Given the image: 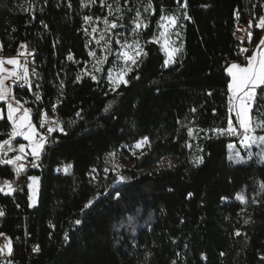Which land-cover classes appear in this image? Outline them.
I'll use <instances>...</instances> for the list:
<instances>
[{
    "label": "trees",
    "instance_id": "trees-1",
    "mask_svg": "<svg viewBox=\"0 0 264 264\" xmlns=\"http://www.w3.org/2000/svg\"><path fill=\"white\" fill-rule=\"evenodd\" d=\"M140 1H118L123 20L117 22L124 26L113 29L111 57L97 83L83 74L91 61L85 29L96 17L116 20L121 12L109 15L101 0H0L3 54L13 57L27 45L42 72L43 99L66 98L55 112L65 132L55 135L46 172H26L43 179L38 207H30L26 186L12 195L0 192V233L12 242L6 264H264V164L233 165L228 149L240 147L241 139L213 131L227 128L229 118L225 71L239 59L236 15L255 28L264 0H187L186 9L176 0ZM149 3L155 15L144 11ZM106 4L115 10L117 0ZM137 9L149 25L139 36L132 33ZM161 15L180 18L182 51L167 67L160 46L149 42L160 32ZM263 32L255 30V47ZM122 36L139 39L147 56L128 74L127 86L114 92L105 74ZM190 129L200 135L199 167L188 147ZM11 131L7 118L0 120V143ZM143 137L151 146L133 155ZM113 153L131 164L121 170L128 178L122 183L108 169ZM16 155L0 149V159ZM63 165L70 169L60 176ZM16 178L14 166L0 163L1 184ZM240 194L246 202L236 199Z\"/></svg>",
    "mask_w": 264,
    "mask_h": 264
},
{
    "label": "snow or ice",
    "instance_id": "snow-or-ice-1",
    "mask_svg": "<svg viewBox=\"0 0 264 264\" xmlns=\"http://www.w3.org/2000/svg\"><path fill=\"white\" fill-rule=\"evenodd\" d=\"M91 3H96V0H90ZM176 3L180 6L182 9L187 8V0H183V3H180V0H176ZM70 6V5H69ZM88 5L85 4V7ZM101 7H107L109 15H115L116 12H121V15L116 18V20H108L107 18H101L96 17L94 23L99 24L102 22L105 27L103 31L100 34V40H105L104 33L109 32L112 29H117L118 27H123L124 25L122 23H117V20H123V10L119 6V2L117 0V5L115 10H113L112 5H107L106 0H101ZM132 9H128V11H131ZM145 12H150L152 15L156 14V10L153 7L151 3L147 5V7L144 9ZM184 19H190V17L187 15V12L185 11L183 13ZM141 13L137 9L135 12V17L133 18V25L132 33L135 36H139L141 30H146L148 28V22L146 19H140ZM238 18V15H237ZM85 21H93V17L91 16H85ZM179 17L176 15H161L160 17V23L158 24V27L163 29L160 31L157 35V37L149 41L150 43H160L161 49L164 51L166 55V59L163 62V66L167 67L172 64L177 63V55L182 51V46H176L175 41L171 40V36H179L180 33L173 31L177 27V23L179 21ZM252 27V21H249V24L247 26V29L245 30L248 36L249 42H251L252 33L250 31ZM258 28L264 29V16H261L259 18ZM14 30V29H13ZM87 32V29H85ZM98 29L96 27L92 28V33H96ZM93 39H95V36H93ZM99 40H97V44H99ZM107 42V41H106ZM118 44L121 45V51L118 53L119 57H122L123 59V67L113 75L111 71H109L107 79L109 83L112 85V90L115 92L119 89L121 85L127 86L129 81L125 78L127 74L131 71H133L134 68L139 67L138 61L141 57H146L147 52L144 51L142 45L140 44L139 39L133 40L131 43H128L127 40H125L123 43L121 41H116ZM2 45H0V50H2ZM22 49H26L27 45L22 44L20 46ZM105 51H110V49H105ZM242 52H248L249 50L247 48H242ZM88 55L90 57L96 58V65H101L106 62L107 56L104 57H96L95 51H89ZM69 60L73 59V57L70 55L68 57ZM246 63L245 64H239V63H232L230 67L227 68V74L231 77V81L228 84V90H229V97H228V103L230 105L228 111H229V118L227 121V128L225 129H213L214 132L220 133V134H230L233 136H240L241 137V144H243L246 147H250L252 143H261L264 144V136L255 137L252 135V133L255 131L256 128H264V122L255 123L253 122L252 118V112L253 107L256 105L257 101V89L259 88L261 91V94H264V38H261L259 43L256 45V47L253 49V53L250 56L245 57ZM5 64L13 65L15 70L9 71L4 67ZM94 68L97 72L102 71L101 68H98L94 65ZM139 77H137L138 79ZM12 79L13 84H16L18 82H23V85L28 86L29 88L32 86L31 81L29 80V72L27 67V62H25L23 65L20 63L18 58H0V102H7V120L11 123L12 131L9 133L10 139L4 140L3 143H0V149H4L5 146H7L8 150H15L12 146V139L17 136H22L23 139L29 141V145L27 147H30L31 149V155L35 157L36 159H39L41 151L43 149L44 143L46 141V137L41 135L37 129L36 126L32 123L31 118V109L23 108L22 106L14 107L13 103L10 102L9 97L12 95V88L11 86L7 85L5 83L6 80ZM81 79L80 76H77V81ZM91 79L97 80V77L95 75L91 76ZM98 82V80H97ZM22 85V86H23ZM211 95V93H209ZM37 100L40 99V96L37 95ZM16 104L19 105V101H16ZM112 106V102H109V104L105 107L104 111L107 112ZM258 107H264V106H258ZM233 109H235V117L237 121V126H234L233 120H232V112ZM192 112H195L196 109H191ZM53 112H55V106H53ZM77 116L80 115L78 112L76 114ZM44 120L47 121L50 125L55 124L59 125V121H48L47 113L45 112L43 114ZM5 119V113L3 108H0V120ZM41 127H44V123H41ZM56 127L49 126L47 128L48 133H52L56 131ZM58 130L62 133L65 132V129L63 127H59ZM66 134V133H65ZM189 136L193 135V130H189L188 132ZM39 137V139H37ZM142 146H148L150 147V141L147 137H143L140 141H138L135 145L136 148H142ZM188 147H191V145H188ZM26 146L24 144L19 145V155H16L12 159H0V163L6 164V165H12L14 166L17 175H19L21 172L25 171L24 164L18 163L19 161L23 160L25 158L26 152H25ZM200 151H203L200 149ZM115 155L114 153L112 154ZM249 158L251 156L249 155ZM229 160H233L235 163H241L242 158H240L237 154L236 157L229 156ZM193 163L199 167L204 163V157L199 156L197 157ZM33 166H36L33 164ZM70 167V166H69ZM168 167H174V165L169 161ZM68 169L65 168V172H67ZM95 171V169H93ZM105 171H108V169H105ZM29 179L32 181V184L29 185V188L32 190V197L30 198L32 200V203L35 204V196L37 192L36 185L38 184V178L35 176L29 177ZM128 178L124 176H119L117 183H122L126 181ZM8 193L14 192L16 189L12 187V184L10 182H5ZM261 187H264V185H261ZM4 188L0 187V192H4ZM99 197L94 198L93 201H89V203L85 207H91L93 203L95 202V199H98ZM114 198H119V191H117L114 194ZM236 199L242 202H246L245 197L243 194L237 195ZM5 213L0 210V217L4 216ZM81 221L77 220L76 224H80ZM247 223V221H246ZM237 236L240 235L239 232L235 233ZM3 233H0V236H3ZM65 240H68L67 235L65 236ZM5 248L7 249V255L12 254V242L10 239L7 240V243L4 247H0V253H3L5 251ZM34 251H39V246H36ZM223 255V253L221 254Z\"/></svg>",
    "mask_w": 264,
    "mask_h": 264
},
{
    "label": "rangeland",
    "instance_id": "rangeland-1",
    "mask_svg": "<svg viewBox=\"0 0 264 264\" xmlns=\"http://www.w3.org/2000/svg\"><path fill=\"white\" fill-rule=\"evenodd\" d=\"M142 1H144V0L140 1L139 6H144L143 4H141ZM108 20H110V19H108ZM110 21H112V20H110ZM93 27H96L98 29V31L96 33H92V28ZM104 27H105V25L102 22H100L99 24H97V23L90 24L89 23V28H87V35H88V39H89V51H95L97 58L107 56L106 62L101 64V65H96V58L91 57V61L88 62L86 64L85 68H84L83 74H85L86 76H88L90 78H91L92 75H95L97 77L98 82L100 81L101 76L105 72V67H106V65L108 63V60L111 57V51H112L111 38H112V35H113V29L110 30L107 33H104L105 40H100V34L103 31ZM259 29H261V28H259ZM162 30L163 29L160 28V31H162ZM173 31L179 32L177 27ZM93 36H95V39H93ZM262 38H264V34H263ZM135 39L136 38L131 37L130 40H129L128 38L123 37V36L118 38V40L121 41V43H123L125 40H127L128 43H131ZM97 40L100 41L99 44H97ZM171 40L175 41L176 46H181V36L180 35L179 36H175V35L171 36ZM157 44L161 48V44L160 43H157ZM0 45H1V43H0ZM118 45H119V49L116 52V58H115L113 64L110 66V68L107 69L106 74H105L106 81H107V83H108V85H109V87L111 89H112V85L109 83V81L107 79L109 71H111L113 73V75H115V73L118 72L124 66L122 57L118 56V53L121 51V45L120 44H118ZM105 49H110V51L106 52ZM162 52L165 55L164 51H162ZM178 55H177V57H178ZM0 58L8 59L9 57L8 58L5 57L4 54H3V51L0 50ZM165 58H166V55H165ZM234 63H238V62H234ZM94 65L96 67H98V68H101L102 71L97 72L95 70V68H94ZM230 65L228 67H230ZM4 67L6 69H8L9 71L15 70L13 65L5 64ZM227 68H226V70H227ZM225 72H226L227 77L231 81V77L227 74V71H225ZM128 74H127V76H128ZM127 76L125 77L126 79H127ZM97 80H93V81L97 82ZM5 83L7 85L11 86V88H12V95L9 97L10 102L13 103L14 107L22 106V109L25 108L24 104L21 102L20 99H18L15 96V93H14V88L16 87L17 83L13 84L12 79L6 80ZM259 91H260V89L258 88L257 89V101H256V105H254V107H253V112H252V118H253L254 124L255 123L264 122V107H258V106H264V95L259 98ZM16 101H19V105L16 104ZM0 108H3L4 113L7 115V102H0ZM232 115H234V117H235V109H233ZM235 119H236V117H235ZM236 122H234V120H233L234 126L238 127ZM32 123H33V121H32ZM224 135H230V134H224ZM252 135L257 137V138L260 137V136H264V128H256L255 131L252 133ZM199 137H200V135L198 133H193V135L191 136V139H192L191 149H192V152H193L194 159L199 157V151H200L199 150V148H200ZM238 137L241 139L240 136H238ZM9 139H10V137H9ZM11 139H12V142L16 141V140H22V141H24V143L29 144V141L23 139L22 136H17L15 138H11ZM18 145H15L13 147H17ZM145 147L146 146H142V148H136L134 146V148L132 150L133 155H136V156L141 155L143 153ZM7 150L6 149L3 150L6 155L7 154H11V153H16L17 155L20 154V153L13 152V151H8L7 152ZM29 153H30L29 156L31 158H33V159L30 160L25 155V158L18 162V163L24 164L25 171L21 172L19 175H17V173H16V175H17L16 183L12 184V187L15 188L16 190H19V189H22L24 186H26L28 188V191H29V204H30V207L31 208H36V207H38L39 198H40V189H39L40 178L37 177L38 178V184L36 185L37 192H36V196H35V204H33L32 200L30 199L32 197L33 193H32V190L29 188V185L32 184V181L29 179V177H32V176H28L26 174V172L30 171V170L31 171H35L36 170L37 164H38L39 160L42 158V156L44 154V147H43V149L41 151L39 159H36L35 157H33L31 155V149H30ZM228 153H229V156L231 155L233 157H236L237 154H238V156L240 158H242L243 162H241V163H235L233 160H229L233 165H245L248 162H250L251 160L255 161L258 164H264V144H261V143H258V142L252 143L250 147H246L243 144H240V147H236L234 144H232V145L229 146ZM249 155L251 156V158H249ZM33 164H35L36 166H33ZM107 164H108V169L113 171L114 173H116L119 176H121L120 173H121V170L123 168H128L131 165L122 155H116V156L111 155V156H108L107 157ZM15 172H16V170H15ZM0 187H3L5 189L4 190V194H9L7 186H6L5 183L4 184L0 183ZM14 192H12L10 194H13ZM8 239H10V238L6 234H4L3 236H0V247H4L6 245ZM2 254H3V258L4 259L9 258V255H7V249L6 248H5V251ZM1 264H6V261L5 262L3 261Z\"/></svg>",
    "mask_w": 264,
    "mask_h": 264
},
{
    "label": "built area",
    "instance_id": "built-area-1",
    "mask_svg": "<svg viewBox=\"0 0 264 264\" xmlns=\"http://www.w3.org/2000/svg\"><path fill=\"white\" fill-rule=\"evenodd\" d=\"M238 15V18H237ZM236 15V25H235V31H236V38L239 42L237 52H238V63L245 64L246 60L245 57L249 55V53L253 52V49L255 48L253 44V38L255 35V30L259 29L257 27V23L259 20H255L256 27L254 28L253 25L250 29L252 33L251 42L248 40V36L246 33L247 26L249 24V19H246L245 22L241 20V16L239 14ZM242 48H247L248 52H242ZM15 58H18L20 60V63L23 65L25 62H27L28 72H29V80L31 81V87L29 88L26 85H23V82H18L16 84V90L19 92V94L22 96L23 104L25 108L31 109V118L33 119V122L36 126L37 131L46 137V141L44 143V154L42 158L39 160L37 164L36 170H38L40 173H45L49 164V159L51 155V150L57 145L58 139L55 137L56 134H60L58 130L59 127H63L62 121L56 116L55 112L56 110L63 105L66 98L64 96H58L54 97L53 99L48 98L47 100L43 99V95L41 92V80H42V72L40 69V66L37 61V56L35 53L28 51L27 49H22L21 47L18 48ZM23 85V86H22ZM37 95L40 96V99L37 100ZM53 106H55V112H53ZM230 105H228V108ZM47 113L48 121H59V125L52 124L50 125L47 121L44 120V113ZM44 123V127H41V123ZM49 126L56 127L57 130L48 133L47 128ZM39 139V137H37ZM26 146L25 152L26 157L30 160L33 159L29 156L30 147H27L29 144L21 143ZM20 145V144H19ZM19 145L17 147H13L15 150H7L13 151L19 153ZM65 168L68 170L70 169L69 166H61L57 169V173L60 176H65L67 172H65ZM42 182L43 179L40 178V192L42 190ZM10 257L7 259L3 258V261H9Z\"/></svg>",
    "mask_w": 264,
    "mask_h": 264
},
{
    "label": "crops",
    "instance_id": "crops-1",
    "mask_svg": "<svg viewBox=\"0 0 264 264\" xmlns=\"http://www.w3.org/2000/svg\"><path fill=\"white\" fill-rule=\"evenodd\" d=\"M263 34H264V32H263ZM5 57H9V58H14V57H11V56H6V55H4ZM7 115L5 114V117H6ZM32 121H33V119H32ZM33 124H34V122H33ZM35 125V124H34ZM3 150H5V149H3ZM7 150V149H6ZM3 194H4V192H2ZM6 195H12V194H6Z\"/></svg>",
    "mask_w": 264,
    "mask_h": 264
}]
</instances>
